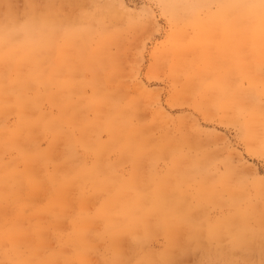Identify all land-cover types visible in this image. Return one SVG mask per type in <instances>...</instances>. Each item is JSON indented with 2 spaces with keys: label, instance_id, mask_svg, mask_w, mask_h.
I'll return each instance as SVG.
<instances>
[{
  "label": "rangeland",
  "instance_id": "374dc122",
  "mask_svg": "<svg viewBox=\"0 0 264 264\" xmlns=\"http://www.w3.org/2000/svg\"><path fill=\"white\" fill-rule=\"evenodd\" d=\"M32 9L55 22L57 83L2 63L0 264H264V154L191 80L223 37L175 33L166 0H0V24Z\"/></svg>",
  "mask_w": 264,
  "mask_h": 264
},
{
  "label": "bare ground",
  "instance_id": "6f19581e",
  "mask_svg": "<svg viewBox=\"0 0 264 264\" xmlns=\"http://www.w3.org/2000/svg\"><path fill=\"white\" fill-rule=\"evenodd\" d=\"M166 1L173 24L177 26H200L203 29L200 33L201 37L204 36L203 38H205L207 45H211L210 47H212V44H217L215 36L223 37V41L220 45L218 44L220 47L217 45V53L210 52L211 56L205 54L197 57L198 63L201 64L195 66L197 69L191 75V80L195 79L197 86L206 93L213 92L215 94L214 100L216 102L218 100L219 103L223 102L222 104L232 109L237 118L242 119L243 117V130L247 134L246 138L250 142L257 144L256 154H264V106L260 103L261 98L264 97V0ZM213 4L216 5L215 11L210 9ZM202 11H206L204 16L201 15ZM53 26H55V22L52 18L34 9H32L24 23H19L8 18L4 23L0 24V77L3 78L4 71H8L2 66L3 63L5 66H8L6 68L15 69L17 81L25 82L31 80L43 85L47 83L55 85L57 83L55 77L58 69H53L52 72L45 71L46 67H51L50 62L53 59L48 53L50 49L49 43L52 40L51 32ZM181 30L182 28L178 26L174 32H181ZM71 34L74 37L81 34H84V37L87 38L91 36V33L87 30L70 33L69 35ZM83 39L87 40L86 38ZM194 41L191 40V42ZM80 49L83 48H79L78 50L80 51ZM205 51L207 52L208 49H205ZM61 52L63 54L65 50L62 49ZM85 54L83 52V55ZM171 54L174 55L173 53ZM167 56L169 55L167 54ZM97 59L98 57L93 54L86 57L81 65L91 68V62L93 63L94 61L96 63L95 60ZM97 61L99 62V60ZM183 65L180 63L176 68H182ZM193 65L195 64L193 63ZM103 67H107V65ZM176 68L175 71L177 70ZM187 70L189 71V66ZM173 71L174 69L172 73ZM77 74H79L77 71L72 70L71 76L67 81H59L58 85L60 88L57 91L63 94L69 93L71 91L69 87L76 81L75 75ZM188 76L190 77V75ZM1 78L0 88L2 87ZM245 80L248 81L247 88L243 87ZM83 84H86V82H83ZM90 84L94 86L95 82L92 81ZM22 86L24 85H20V87ZM112 98L107 94H103L104 102ZM249 98L251 100L247 102ZM95 101L98 102L99 100L95 99ZM95 101L92 102L94 103ZM104 102H101V105ZM110 118H115L114 113ZM127 126V121L123 120L121 127L107 124L104 129L115 133L119 128L122 130L128 129ZM165 218L169 219L168 216H165ZM125 229H127L126 226L116 227L113 234L117 235Z\"/></svg>",
  "mask_w": 264,
  "mask_h": 264
}]
</instances>
